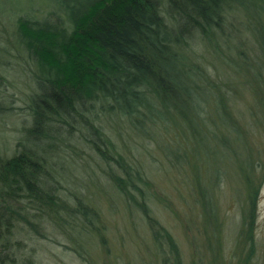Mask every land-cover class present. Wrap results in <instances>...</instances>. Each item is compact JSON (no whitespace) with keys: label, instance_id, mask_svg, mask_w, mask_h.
<instances>
[{"label":"trees","instance_id":"obj_1","mask_svg":"<svg viewBox=\"0 0 264 264\" xmlns=\"http://www.w3.org/2000/svg\"><path fill=\"white\" fill-rule=\"evenodd\" d=\"M5 12L32 94L30 121L21 123L12 155L0 158V264H45L55 239L81 259L92 256L91 243L107 253L110 233L96 202L107 187L147 226L159 264H183L126 131L187 173L209 231L208 255L219 264L216 248H228L219 200L230 186L211 162L220 148L235 154L232 136L252 134L228 80L195 54L199 44L208 54L233 52L264 85V0H0V17ZM9 72L0 62V87ZM248 155L233 168L242 215L233 264L240 248H256L264 165L260 152Z\"/></svg>","mask_w":264,"mask_h":264},{"label":"rangeland","instance_id":"obj_2","mask_svg":"<svg viewBox=\"0 0 264 264\" xmlns=\"http://www.w3.org/2000/svg\"><path fill=\"white\" fill-rule=\"evenodd\" d=\"M9 16L5 12L3 17H0V62L10 71L8 74H4L3 86L0 87V158L12 155L21 136V123L30 121L26 101L32 94L30 84L25 81L29 79L27 72L25 73L21 67H18L21 57L13 42V27L10 24ZM249 44L250 46L244 49L247 55H250L248 50L253 47L252 42ZM197 46L195 55H206L205 64L209 70L212 73L215 72L217 77L222 75V80H228L233 91L232 101L234 104L235 101L236 104L241 103L239 112H242L243 118L240 119L244 124L241 123V125L244 129L247 126L252 134L248 140L245 136H232L231 142L235 154L231 155L228 151L220 148L211 162V165H216L222 171L226 183L230 186L229 189L224 188L219 200V206L223 213L222 218H225L226 221L223 244L228 248L224 249L223 247L219 250L216 245V253L220 255L222 264H233V255L237 254V250H233L235 245L233 234L235 227L236 230L241 228L242 218L239 205L237 201L233 200L238 196L237 187L240 186L239 177L234 169H237L239 162L248 160L250 148L253 153L254 150L255 153L260 152L264 165V128L262 125L264 123V85H260L263 84L262 82L254 81V72H249L247 67L241 63L242 61L234 60L237 55L233 52H229L224 57L221 53L216 52L208 54V50L203 45ZM250 52L253 56L255 55L254 51ZM228 58L230 62H228ZM243 70L245 75H243ZM234 104L231 103V106L235 107ZM258 133L260 135L263 133V135L259 137ZM118 135L119 133L115 129L112 130L111 136L123 148L121 139L117 138ZM124 137L128 145L138 150L136 161L141 164L144 172L153 182L152 194L156 200L154 203L156 216L175 238L183 264H214V255H208L207 247H211L207 237L209 231L207 232L205 228L203 215L192 203L193 198L188 190L193 186L189 185L190 181L188 183L185 181L187 173L183 175L180 168L170 165L154 144L136 139L128 131L124 132ZM124 153L130 155L128 149H124ZM259 172L262 173L263 183L253 231L256 248L255 245L240 248L238 252L241 255L235 257L237 258L236 264H243L241 263L242 256L244 262L245 259L251 257V264H264V166ZM222 187H224V182ZM94 192L97 194V190ZM97 195L101 198L98 197L96 202L110 233L107 235L110 247L109 250L106 249L108 254L103 246L91 243L89 251L94 257L85 255L87 259H81L71 244L53 238L56 242L51 244L53 257L50 260L46 259L44 263L159 264L157 256L153 253L155 249L149 229L143 223H136V218L126 209L120 195L110 187L101 190ZM32 245L37 251V247ZM108 256L109 258H107ZM221 260L219 259V264Z\"/></svg>","mask_w":264,"mask_h":264}]
</instances>
